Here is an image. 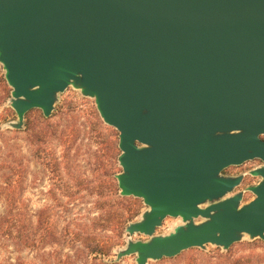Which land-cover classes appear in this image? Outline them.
Segmentation results:
<instances>
[{
    "label": "water",
    "instance_id": "95a60500",
    "mask_svg": "<svg viewBox=\"0 0 264 264\" xmlns=\"http://www.w3.org/2000/svg\"><path fill=\"white\" fill-rule=\"evenodd\" d=\"M0 65L10 128L72 88L118 133L119 195L147 208L125 234L148 240L113 263L264 240V166L244 205L222 175L264 163V0H0ZM166 218L182 224L155 235Z\"/></svg>",
    "mask_w": 264,
    "mask_h": 264
},
{
    "label": "rangeland",
    "instance_id": "374dc122",
    "mask_svg": "<svg viewBox=\"0 0 264 264\" xmlns=\"http://www.w3.org/2000/svg\"><path fill=\"white\" fill-rule=\"evenodd\" d=\"M10 93L11 88L4 79V71L0 65V164L4 167H14L12 162L16 161L24 168L22 214L28 227L34 224L38 217L44 221V217H49L50 222L59 230L67 229L69 233L89 226L91 219L98 216L94 204L100 199L93 192H76V186L78 182L83 184L85 181L91 188L100 189L109 167L106 138L94 127L90 115L91 111L97 112L94 101L81 96L79 91L67 89L59 96L52 113V133L47 136L46 144L36 146L32 144L30 134L32 129L39 125L42 113L39 110L27 113L23 129L20 131L10 128L9 124L17 121L16 114L10 107ZM73 129L75 134H72ZM66 132L71 135L64 136ZM114 141L118 149V136ZM42 147L45 148L44 152L40 151ZM118 153L120 154L119 149ZM46 154H49V157H46ZM117 159L115 167L120 173ZM263 166V162L250 161L223 172L225 177H243L241 184L229 196L243 192L241 205L250 202L254 195L248 188L256 186L260 181V178L250 175V172ZM8 172L7 169H0V176ZM0 209L3 212V208ZM146 210L142 203L140 214L132 222H138ZM199 221L201 220H197ZM181 224L180 219L166 218L155 235H168ZM108 236H112L111 233ZM129 240L136 242L148 239L141 235L128 238L124 231L120 245L114 248L109 261H115L117 252L123 249ZM77 247L78 245H73L70 241L62 243L64 254L73 255ZM60 251L59 245L51 247L38 243L35 248L28 247L18 253L13 240L0 239V263L5 259L14 260L20 256L29 264H51L54 258L48 254ZM135 258L136 256H128L116 264H136ZM78 263L80 264V261L76 262ZM147 264H264V240L250 241L245 236L228 251L208 245L205 250L190 249L175 258L149 261Z\"/></svg>",
    "mask_w": 264,
    "mask_h": 264
},
{
    "label": "trees",
    "instance_id": "16d2710c",
    "mask_svg": "<svg viewBox=\"0 0 264 264\" xmlns=\"http://www.w3.org/2000/svg\"><path fill=\"white\" fill-rule=\"evenodd\" d=\"M90 115L93 118L94 127L99 129L106 138V155L109 167L104 174V184L100 189L91 188L90 184L85 181V183L81 181L83 184L78 182V186H76V192L87 191L91 194L93 192L100 199L94 204L98 216L91 219L89 226L69 233L67 229L59 230L55 224L50 222L49 217H44L46 221L36 217V222L28 227L22 214L24 212L22 203L24 168L21 163L16 161L12 162L14 167H4L0 164L1 170H9L7 174L0 176V207L3 208V212L0 209V239L13 240L18 253L28 247L35 248L38 243H43L46 246L59 245L61 247L60 253L48 254L54 258V262L51 264H76L77 261H80V264H116L109 261V257L114 248L120 245L127 225L140 214L142 201L119 195L115 179V175L119 173L115 167L119 153L114 141L118 135L114 129L104 125L97 112L91 111ZM51 118L46 119L41 114L39 125L34 127L30 134L33 145L46 144L47 136L53 131L50 124ZM71 131L72 134L76 133L75 129ZM67 135H71V133H64V136ZM44 150L45 148H40V151L44 152ZM46 157H49V154H46ZM29 230L30 233H28ZM109 233L112 236H108ZM65 241L78 245L73 255L64 254L62 243ZM0 264L29 263L18 256L14 260L5 259Z\"/></svg>",
    "mask_w": 264,
    "mask_h": 264
},
{
    "label": "flooded vegetation",
    "instance_id": "af4514ba",
    "mask_svg": "<svg viewBox=\"0 0 264 264\" xmlns=\"http://www.w3.org/2000/svg\"><path fill=\"white\" fill-rule=\"evenodd\" d=\"M261 139L264 141V138L261 137ZM253 161H257V162H261L260 160H253ZM231 168V167H230ZM229 169V168H228ZM226 169V170H228ZM226 170H224L223 172H225Z\"/></svg>",
    "mask_w": 264,
    "mask_h": 264
},
{
    "label": "bare ground",
    "instance_id": "6f19581e",
    "mask_svg": "<svg viewBox=\"0 0 264 264\" xmlns=\"http://www.w3.org/2000/svg\"><path fill=\"white\" fill-rule=\"evenodd\" d=\"M174 229H175V228H174ZM174 229H173V230H174Z\"/></svg>",
    "mask_w": 264,
    "mask_h": 264
}]
</instances>
